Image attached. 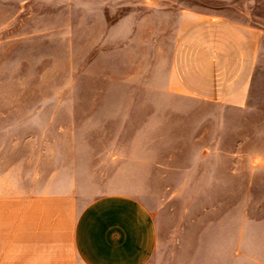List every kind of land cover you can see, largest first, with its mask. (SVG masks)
Segmentation results:
<instances>
[{"label": "rangeland", "instance_id": "374dc122", "mask_svg": "<svg viewBox=\"0 0 264 264\" xmlns=\"http://www.w3.org/2000/svg\"><path fill=\"white\" fill-rule=\"evenodd\" d=\"M210 19L258 41L252 63L240 36L243 96L221 94L227 65L214 59L190 64L210 75L186 78L209 83L211 102L162 109L156 96L182 93L168 87L182 36ZM126 187L160 223L155 264H177L176 246L206 225L235 242L240 209L264 224V0H0V200Z\"/></svg>", "mask_w": 264, "mask_h": 264}, {"label": "crops", "instance_id": "0c3cea01", "mask_svg": "<svg viewBox=\"0 0 264 264\" xmlns=\"http://www.w3.org/2000/svg\"><path fill=\"white\" fill-rule=\"evenodd\" d=\"M218 29L233 32L236 37L230 36L231 40L228 35L222 37V33L215 32ZM240 36L248 38L252 63H255L258 41L244 35L240 25L218 19L194 23L188 37L182 36L188 48L185 45L179 51L176 48L172 81L168 84L169 89L182 93L171 98L156 96L153 101L173 112L181 110L174 105L177 103L211 102L208 95L214 90L209 83L204 82L202 86L186 78L188 75L196 78L197 72L206 76L208 70H213L214 59L226 60L227 65L221 72V94L239 101L248 76V68L240 61ZM190 48L194 55L190 54ZM229 53L233 57L228 59ZM186 61H189L187 70L182 67ZM197 62L211 68L192 69L190 64ZM185 113H192L195 119L212 116L195 110ZM134 190L110 189L87 201L85 196L67 189L14 192L11 200H0V264L158 263L160 223L154 210ZM245 215L240 209L235 242H227L228 227L218 229L213 235L211 225H206L198 242L186 239L176 246L173 261L177 264H264V224Z\"/></svg>", "mask_w": 264, "mask_h": 264}]
</instances>
